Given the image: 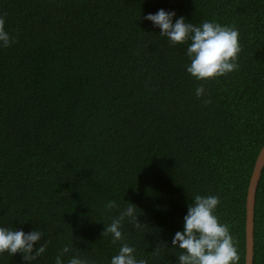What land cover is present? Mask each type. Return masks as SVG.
I'll return each mask as SVG.
<instances>
[{"label":"trees","instance_id":"trees-1","mask_svg":"<svg viewBox=\"0 0 264 264\" xmlns=\"http://www.w3.org/2000/svg\"><path fill=\"white\" fill-rule=\"evenodd\" d=\"M160 8L235 27L238 68L188 74V42L169 44L143 19ZM0 18L11 37L0 48V226L43 233L32 264H54L65 245L108 264L120 243L100 235L118 211L108 200L139 208L143 225L121 228L138 258L175 264L167 246L197 194L219 198L214 214L245 264L264 146V0H0ZM253 240L264 264V167ZM0 264L23 261L5 253Z\"/></svg>","mask_w":264,"mask_h":264},{"label":"clouds","instance_id":"clouds-1","mask_svg":"<svg viewBox=\"0 0 264 264\" xmlns=\"http://www.w3.org/2000/svg\"><path fill=\"white\" fill-rule=\"evenodd\" d=\"M175 17V19H174ZM144 20L151 22L159 29V35L165 37L169 44L187 43L185 56L189 63L185 70L196 80H205L225 75L238 68L237 54L240 51L238 30L235 27L222 25L215 21L205 20L199 25L186 22L184 16H177L174 10L158 9L155 13H147ZM4 20L0 18V48L11 42L8 31L4 28ZM204 93L203 86L195 88V96ZM125 201V200H124ZM120 207L115 200H108L104 209H118L111 222L103 226L100 235L110 236V242L119 243V248L109 258L108 264H148L145 258H138L135 246L124 240L121 228L126 222L133 228L143 224L138 221L136 204L126 201ZM219 203L215 195H194L183 215L182 228L173 233L170 241L175 264H237L240 259L228 227L219 222L214 210ZM43 233L34 227L29 231L22 228H6L0 226V255L12 256L19 253L23 264H32L45 251L47 240L41 243ZM35 246V247H34ZM70 246L62 247L54 258V264H91L76 254L70 255ZM153 255L158 252V242L153 248Z\"/></svg>","mask_w":264,"mask_h":264},{"label":"water","instance_id":"water-1","mask_svg":"<svg viewBox=\"0 0 264 264\" xmlns=\"http://www.w3.org/2000/svg\"><path fill=\"white\" fill-rule=\"evenodd\" d=\"M264 167V146L256 159L255 167L251 176L247 194V219H246V263L253 264V227H254V206L255 194L258 181Z\"/></svg>","mask_w":264,"mask_h":264}]
</instances>
